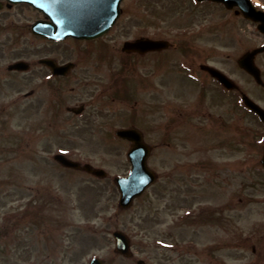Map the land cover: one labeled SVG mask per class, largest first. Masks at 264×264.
Wrapping results in <instances>:
<instances>
[{
    "label": "rangeland",
    "instance_id": "1",
    "mask_svg": "<svg viewBox=\"0 0 264 264\" xmlns=\"http://www.w3.org/2000/svg\"><path fill=\"white\" fill-rule=\"evenodd\" d=\"M254 1L263 4L262 0ZM124 3L125 16L114 34H110L112 37L106 39L114 47L102 48L105 54H113L111 58L102 61L100 58L105 54L89 52L84 45L77 49L71 41L50 45L42 39L41 55L56 56L61 63L76 61L73 74L55 81L48 75L34 97L18 101L16 98L37 82L16 75L5 79L8 84L3 85L2 92L7 100H14L13 125L23 134L26 124L32 125L34 141L33 150L22 149L20 144L26 142L18 140V150L0 154V223L3 226L2 222L10 220L8 216H17L31 202L27 198L38 192V206H46L48 216L51 211L58 237L51 244L41 243L25 251L22 244H14L19 242L20 233L13 224L16 226L8 236L0 239V264H89L95 256L107 264H135L134 259H126L115 250L116 229L128 233L136 258H144L150 264H264V186L257 184L264 176H256L255 169L249 168L257 158L247 143L243 149L206 152L205 142L212 143L223 125L218 121L226 124L232 118L230 109L224 110L230 104L223 100L214 107L216 113H227L226 118L217 119L215 133L197 131L196 126L204 123L200 115L208 106H203L200 96L196 75L199 63L184 54V49L191 46L188 52L214 50L220 68L231 71L240 89L264 104V87L235 65L236 57L247 48L264 43V33L250 19L215 2L125 0ZM204 29L206 32L196 36ZM142 33L163 36L176 43L170 51L172 57H166L170 59L166 68L157 65V57L125 58L126 53L116 46ZM258 63L262 68L259 58ZM136 74L152 78L150 85L143 86L138 81L139 88L133 96L139 102L116 96L115 93L127 91V85L124 89L114 85L118 82L116 77L127 84V79ZM38 102L42 103L40 108L33 109ZM83 102L87 107L81 115L67 109ZM238 106L240 118L234 124L229 122L232 129L228 138H237L241 131L245 134V129L252 128L254 122L245 116L241 103ZM56 107L60 108L57 113ZM134 113L142 121L135 118V122L151 135L148 141L154 153L149 163L159 178L131 207L124 209L119 205L120 192L114 178L128 173L131 167L127 156L129 144L112 137L117 128L131 123L128 116ZM174 121L177 122L173 126ZM38 122H44L47 138L41 139L44 130L33 128ZM157 124L162 126L161 131L155 130ZM156 131L159 132L155 134ZM58 152L104 167L110 176L101 179L83 170L61 166L53 156ZM208 156L219 163L222 158L245 159L242 171L246 185L242 186L243 180H239L240 160L227 161L229 169L224 167L228 186L221 183L222 179L213 180L209 175L212 172L206 171L203 158ZM200 198H204L205 206L192 207ZM227 206L231 209L225 210ZM189 207L200 213L201 223L194 225L192 221L176 226ZM49 224L45 221L42 231ZM181 245L185 247L182 250Z\"/></svg>",
    "mask_w": 264,
    "mask_h": 264
},
{
    "label": "flooded vegetation",
    "instance_id": "2",
    "mask_svg": "<svg viewBox=\"0 0 264 264\" xmlns=\"http://www.w3.org/2000/svg\"><path fill=\"white\" fill-rule=\"evenodd\" d=\"M197 1V0H196ZM202 2H211V1H202ZM199 2V3H202ZM261 2H263V7H264V0H262ZM126 9V8H125ZM235 13L237 15H241L238 14L237 10L235 9ZM125 16L124 11H123V15L121 16V19L119 20V22L123 19V17ZM41 18H43V14L40 13L37 10L36 7L32 6L31 4L29 5L26 2H22V1H11V0H0V154L6 152V151H11V152H15V150H18V140H20V143L22 142H26L25 145H21L20 147L25 148V149H30L33 150V141H34V136L32 133V125H30L29 123L26 124V129H25V133L23 134V132L19 131L17 132V128L15 126V124L13 125L12 120H14V113H12L11 111V106L13 107V98H11L10 100L6 99V96H4L5 94L2 92L3 87L5 86V84L7 85L8 83L5 82V79H7V77L12 76V75H16V76H23L24 80L27 81V78L29 80H32L33 78L35 79V83L34 86H31L30 92H26L25 93V98H29L34 97V95L36 94V92H38V88L40 86H42L43 84V70H47L48 72H51V70H49L48 67H44L43 63L41 62V59L43 56L46 57H55L56 56H52L50 54H45V55H41V46H40V41L42 39L45 38H41L38 34L34 33L33 30V24L40 20ZM119 22L117 23V26H119ZM117 26L109 33H107V36L112 37L110 34H114L115 30L117 29ZM141 36H146V37H152L155 39H160V37L162 36H157V35H153L151 33H142L139 34L138 37H133L132 39H137ZM105 37L100 38L101 41H99V46L101 45L104 49L107 48V46L109 47H114L112 46L113 44H111L110 42H108L106 39L104 40ZM164 38V37H162ZM72 39V38H68L67 40ZM131 39V38H128ZM127 39V40H128ZM48 41V43L50 45H53L54 43L56 44V41H51L48 39H45ZM99 40V39H98ZM127 40L123 41L126 42ZM72 41L76 44H79L82 41L85 40H81V39H77L74 38L72 39ZM121 45V46H120ZM117 47H121V49H123L122 44L118 42V45H116ZM260 46H264V45H260ZM176 47V45H175ZM256 48V47H255ZM254 48V49H255ZM249 50L251 49H246L245 53H243L241 56L236 57L235 61L237 62L235 65L238 66L241 69V64H240V58L244 55H246L247 52H249ZM253 50V49H252ZM193 51V52H187V55H190L192 57V61L195 58L198 63H199V68L200 70L198 71L197 75V79H198V85H200L201 87V100H202V104L204 107L208 106L207 110L205 113H202V120H204V126L213 128L215 127V124L220 122L225 124L223 120H219L218 122L217 119H222V114L220 112L214 110V107L217 108V106L223 101L225 100L226 104H230L231 105V112L232 114L230 115L231 117H233V124L236 123V120H238L240 118L239 116V112H238V89H239V85H237L235 88H230L228 86H225L224 84H222L219 80V78L217 76H214L211 72V68H218L221 69L219 64L216 61V52H214V50H204V51ZM170 50H161V51H153L150 50L149 52H145V53H129L126 54L125 58H129V57H135V58H140L141 55H147V56H151L153 59H155V57H157V65L158 66H162L163 68H166L165 64L170 60ZM194 54V55H193ZM107 58H110L108 55L104 56ZM169 57V58H166ZM134 58V61H137ZM261 61L262 64V68H261V72H262V78H263V86H264V51L257 53V55L254 56V61ZM164 59L167 60L164 62ZM26 62L28 64L29 69L28 70H9L11 69V65L12 64H16V63H20V62ZM236 67H234L235 69ZM224 70V71H223ZM244 73H246L247 75H249V78H252V74L251 73H247L245 69H241ZM222 71L224 73H226L230 78H234V76L232 75L231 71L226 70L222 68ZM119 74H122V72H119ZM141 77V79H139ZM153 77V76H152ZM122 78V77H121ZM130 78L132 79H127V84L122 83V81L120 80V78L116 77V79L118 80V82H115L114 85L116 86H121L122 89L125 88H134L137 90V88H139V84L138 81L140 83L143 84V86L145 85H150V81L152 78L149 77H145L144 75L140 74V75H134V76H130ZM135 79V83L133 84L132 81H134ZM4 80L3 82L1 80ZM58 77L54 78V81L57 80ZM123 79V78H122ZM153 79H155L153 77ZM137 80V81H136ZM197 81V80H196ZM230 84V83H229ZM4 85V86H3ZM124 85V86H123ZM235 86V85H234ZM118 89V88H117ZM207 100L209 101L210 104H208ZM39 105L34 104V106H32L33 109L35 108H40V105L42 103L38 102ZM263 104V103H262ZM157 106V105H156ZM223 108V107H222ZM29 110V107L26 108V111ZM245 116H249L252 122L251 127L249 129L250 132V136L251 138V149H253L254 155H256L255 157L257 158L256 163H258L259 165L257 166V168H259L260 170L257 172V174H264V168L263 165L261 163L262 160V155L264 153V122L261 120L260 116H258L254 111H252L251 109L247 110L245 112ZM210 120L212 122H210ZM39 124V125H38ZM44 122H38L35 123V126L33 125V128H40V130H44V136H42L44 138H47L48 135L46 134V130L44 128ZM236 126H239L236 124ZM255 126V127H254ZM221 127H224L223 125H221ZM232 129V128H231ZM229 129L228 132L231 130ZM224 129H220L218 132H216L215 134L217 135V137L214 139V141L211 144V148L209 147L207 149L206 152L208 151H215V150H219L220 148L226 149V148H238L240 149V147L242 146V133L240 132V135H236L237 138H231V136H229V138H225V134H223ZM227 131V130H226ZM42 135V134H41ZM23 137H26L27 139H23ZM217 140V141H216ZM15 148V149H14ZM215 149V150H214ZM220 159V158H218ZM206 166L207 169L206 171H211L212 174H209L211 176V178L214 180V178L216 180L222 179L223 184H227L229 186V181L228 179L225 177L226 175V170L224 169L225 165H226V169H229L227 166V159L226 158H222L220 163L219 162H214V160H212L211 156L206 157ZM219 161V160H218ZM236 161V160H235ZM259 161V162H258ZM241 167H238L241 169V172L239 173V180L242 181V186H245V173L242 171L244 165H243V160L241 159L239 161ZM222 171L219 173V169ZM238 168H236L237 170ZM200 179V178H199ZM198 179V181H199ZM258 185H262L264 186V181L263 182H258ZM261 187V186H259ZM27 200H31V202H28L27 207L20 209V211L18 212L17 217L16 216H11L10 220L8 222H2L4 225L2 226L0 223V239L1 237L8 236V232L11 231V229H14V227L17 225L18 229H19V233H20V237H19V242H14L15 245H23V249L25 251H28L31 247H39L41 245V243H45L47 244H51L53 243L54 239L58 237V231H57V225L55 223H53L52 221V216H51V211H50V215L48 216L45 212L47 211V207L43 206L40 207L38 206V192L37 194L32 195L31 197H28ZM194 206L192 207H200L202 204H206L205 201H201L200 199H197L194 203ZM50 206V205H49ZM224 208V207H223ZM189 209H191V207H189ZM189 209L186 211H183L182 213L184 214L185 212H189ZM225 210H230L231 208L229 206H227L226 208H224ZM209 212H212L209 211ZM195 215L192 217V215ZM193 214L187 213L186 215H188L186 218L181 217L179 219L178 222H176V226H182L185 223H189L194 221L193 224L194 225H198L201 223V218L202 216L200 215V213H196L195 211L193 212ZM215 215H217L216 213H213ZM48 216V217H47ZM213 219V218H212ZM5 220V219H4ZM215 220V219H214ZM49 221V227L47 230L42 231V226L44 222ZM216 222V221H214ZM7 223V224H6ZM9 223V225H8ZM13 224H16L14 227L12 226ZM68 224V223H67ZM7 225V226H5ZM9 226V228H7ZM8 229V231H7ZM69 231H67V239L69 237ZM11 234V233H10ZM34 238V239H33ZM12 244V243H11ZM4 246H7L6 243H3ZM17 245V246H18ZM68 245V244H67ZM183 248H185L183 245L180 246V249L182 250ZM179 249V248H177ZM134 258V260L136 261L135 264H139L140 262V257L138 256V258Z\"/></svg>",
    "mask_w": 264,
    "mask_h": 264
},
{
    "label": "water",
    "instance_id": "3",
    "mask_svg": "<svg viewBox=\"0 0 264 264\" xmlns=\"http://www.w3.org/2000/svg\"><path fill=\"white\" fill-rule=\"evenodd\" d=\"M33 3L36 7L42 8L49 17H52L55 21L56 31L51 34H47L50 37L60 38L66 35H77L79 37H96L101 33H104L116 20L119 15V7L121 0H25ZM224 1L228 7L238 5L247 17L260 21L259 28L264 31V11L257 9L251 2V0H218ZM49 27V26H48ZM52 28V26H51ZM169 44L167 41H155L148 39H139L135 42L126 43V49L129 50H147V49H161L167 47ZM253 55V54H252ZM247 58H245L246 60ZM49 62V60H44ZM243 62V61H242ZM243 65L250 71L259 74L255 68L253 62H248ZM53 70L58 73H64L71 66L65 65L58 67L57 64L50 65ZM252 104V103H251ZM257 112L262 115L264 120V110L258 106H255ZM80 110V109H78ZM76 110V111H78ZM120 136L128 137L133 140L134 146L129 152L133 168L130 171L129 176L117 177L116 183L119 186L121 192L122 206H127L140 196L145 189L151 185L155 180L156 175L148 167L147 157L149 155V148L144 141H142L139 131L135 129H121ZM59 159L65 166H72L74 168H83L88 172H92L98 176H106V171L102 168H96L88 163L81 164L72 159H68L62 154H58ZM117 240V250L124 252L126 255L130 254V239L127 234L121 230H117L114 233ZM92 264H99L98 260L92 261ZM101 264V263H100Z\"/></svg>",
    "mask_w": 264,
    "mask_h": 264
}]
</instances>
